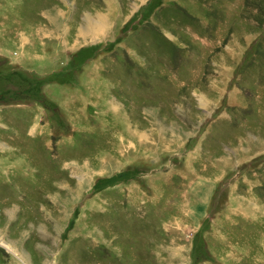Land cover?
Masks as SVG:
<instances>
[{"label": "rangeland", "instance_id": "rangeland-1", "mask_svg": "<svg viewBox=\"0 0 264 264\" xmlns=\"http://www.w3.org/2000/svg\"><path fill=\"white\" fill-rule=\"evenodd\" d=\"M0 63V264H264V0H0Z\"/></svg>", "mask_w": 264, "mask_h": 264}, {"label": "trees", "instance_id": "trees-1", "mask_svg": "<svg viewBox=\"0 0 264 264\" xmlns=\"http://www.w3.org/2000/svg\"><path fill=\"white\" fill-rule=\"evenodd\" d=\"M0 65H3V63H0Z\"/></svg>", "mask_w": 264, "mask_h": 264}, {"label": "bare ground", "instance_id": "bare-ground-1", "mask_svg": "<svg viewBox=\"0 0 264 264\" xmlns=\"http://www.w3.org/2000/svg\"><path fill=\"white\" fill-rule=\"evenodd\" d=\"M103 19V18H102ZM104 20H106V19H104ZM97 25V24H96ZM10 176V175H9Z\"/></svg>", "mask_w": 264, "mask_h": 264}, {"label": "crops", "instance_id": "crops-1", "mask_svg": "<svg viewBox=\"0 0 264 264\" xmlns=\"http://www.w3.org/2000/svg\"><path fill=\"white\" fill-rule=\"evenodd\" d=\"M4 17V16H3ZM5 17H7V16H5Z\"/></svg>", "mask_w": 264, "mask_h": 264}]
</instances>
